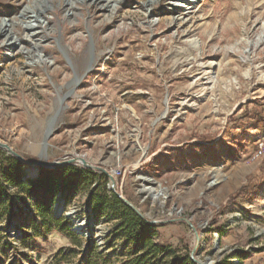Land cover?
I'll return each instance as SVG.
<instances>
[{"label":"rangeland","instance_id":"obj_1","mask_svg":"<svg viewBox=\"0 0 264 264\" xmlns=\"http://www.w3.org/2000/svg\"><path fill=\"white\" fill-rule=\"evenodd\" d=\"M35 1L0 0V22L18 20V46L0 33V143L29 161L84 156L119 168L116 189L143 214L200 227V259L264 264V160L254 158L264 136V0H200L187 11L173 9L178 0H120L112 15L82 0L70 9L48 0L41 15ZM36 47L46 63L33 62ZM140 175L161 185L165 202L145 196ZM243 186L246 197L221 207ZM37 201L0 204V264L192 263L194 235L182 222L157 224L144 256L142 244L108 240L103 226L76 234L65 212L54 217V201L47 221ZM173 208L180 213L168 215ZM13 224L20 240L9 236ZM214 235L220 254H211Z\"/></svg>","mask_w":264,"mask_h":264},{"label":"trees","instance_id":"obj_2","mask_svg":"<svg viewBox=\"0 0 264 264\" xmlns=\"http://www.w3.org/2000/svg\"><path fill=\"white\" fill-rule=\"evenodd\" d=\"M72 171L74 172V174L72 175V177L68 178L66 189L76 187L79 183L85 182L83 181L82 173L89 175V179L87 181L89 185L92 182L93 178H97V175H95L91 171H80L77 169H72ZM58 175L59 171L40 169L37 178L26 179L22 174L21 165L16 160L8 157L4 159L2 163H0V200L5 202L18 203L22 195H27L29 198L37 199L39 191L49 194V196L53 198L57 191ZM101 180L104 181V185L105 179L101 177ZM10 187L12 189H15L13 195L8 191V188ZM105 192H102L101 188L96 187L91 193V202L95 203L100 211H111L115 216H119L121 224L117 227L115 232H119L135 245L142 244L143 247L146 248L144 256L151 254V249L153 247L150 246V238L155 235V228L162 227L163 225H147L113 195H111V200H108V196ZM246 194L247 186H243L236 193L228 196L222 202L221 207L226 206L237 199L246 197ZM40 207L43 213V217H45L51 210L50 208L48 209V207L45 206ZM46 220L53 221L51 218H46ZM219 234H221V232H219ZM158 253H160V251L157 250V254ZM169 264L192 263L188 259H173Z\"/></svg>","mask_w":264,"mask_h":264},{"label":"water","instance_id":"obj_3","mask_svg":"<svg viewBox=\"0 0 264 264\" xmlns=\"http://www.w3.org/2000/svg\"><path fill=\"white\" fill-rule=\"evenodd\" d=\"M52 134V129L51 125L48 127L45 136L43 138V143H42V151H45L47 147V141ZM0 151L4 152L5 155L9 158H12L16 160L22 167V174L25 175L26 179H35L39 175L40 169L44 170H49V171H61L65 167L68 166H79L83 169L93 171L97 176L99 177H106L108 180V191L113 193V195L118 199L123 205H125L132 213H134L140 220H142L144 223L147 225L153 226L157 224H169L173 222H182L184 223L193 233L194 235V246L189 254V258L192 261L193 264H209L210 257L206 256L203 259H200L199 253L202 250V232H198V229L200 228L199 226H195L192 224V222L189 219L185 218H177L173 220H166L164 223H159L155 220L150 219L147 215L143 214L135 205H133L130 201H128L120 192L117 191L116 189V181L115 179L111 176V174L104 168L94 166L90 164L84 156H75L72 158H66L63 160L59 161H48L46 158L40 157L37 161H29L24 159L22 156H20L18 153H16L12 148H10L8 145L0 143ZM30 170H34V176H30ZM60 205L62 210L60 214L56 218H60L62 214L64 213L63 209V204L61 200V194L59 193L54 204H53V212L55 211L56 207ZM91 200L90 196L88 197V200L86 202V205L83 208V212L85 213V217L79 220H76L74 215L75 213L73 212L71 215L70 214H65V218L70 220L71 226L75 223V221L78 224L83 225L87 229H89L90 232H92L94 228V220L91 214ZM175 211V209H172V213ZM170 213L169 215L171 216ZM180 212L178 211L177 214ZM203 226V225H202ZM71 230L73 231V228L71 227ZM90 236H88L89 238ZM99 237H95V241H99ZM218 236L214 235V243H213V248L211 251V254L214 253H221L222 251L218 249Z\"/></svg>","mask_w":264,"mask_h":264},{"label":"crops","instance_id":"obj_4","mask_svg":"<svg viewBox=\"0 0 264 264\" xmlns=\"http://www.w3.org/2000/svg\"><path fill=\"white\" fill-rule=\"evenodd\" d=\"M90 164L94 166H98V164H95V163L90 162ZM72 169H77L80 171L86 170L78 166L65 167L63 170L59 171L57 191L53 198H51L49 194L42 193V191H39L37 199L29 198L27 195H22L21 196L23 200L22 205H28V204L30 205L32 200L33 201L38 200L37 201L38 206H45V207L48 206L49 207L51 206L52 201L55 202L58 194L60 193L64 212L66 211L74 212L75 219L79 220L85 217L83 208L86 205L88 197L91 196L92 191L96 187L101 188L102 192L103 191L105 192L106 190L105 193L108 196V200H111V195H113V193L111 194V192L108 191V188H107L108 180H105V184L103 185L104 181H102L101 177L99 176H97V178H93L92 182L89 185V183L87 182L89 179V175L82 173L83 181L85 182L79 183L76 187H71L70 189H66V183H67L68 178L72 177V175L74 174ZM86 171H90V170H86ZM91 172L94 173L93 171ZM24 178H25V175H24ZM117 191H119L118 188H117ZM14 192H15V189H13L12 195L14 194ZM121 194L123 193L121 192ZM2 202L4 201L0 200V204H2ZM40 202H43V203H40ZM90 207H91V214H92L94 224H95L94 227L103 226L105 233L108 234V240H114V238H117V240L122 241V238L120 237V233L115 232L117 227L121 224L120 217L115 216L111 211H104V212L100 211L98 206H96L95 203L91 202ZM45 217L51 218L54 221V217L50 214V212H48V214ZM61 224L63 225V222ZM56 233H58L59 235H62L68 240L72 239V237L65 232V229L63 227L62 229H58ZM46 234H47V231L44 228H41L40 235L42 236V240L44 241L46 240V236H45Z\"/></svg>","mask_w":264,"mask_h":264},{"label":"bare ground","instance_id":"obj_5","mask_svg":"<svg viewBox=\"0 0 264 264\" xmlns=\"http://www.w3.org/2000/svg\"><path fill=\"white\" fill-rule=\"evenodd\" d=\"M78 1L79 0H68L66 6L68 7V9L73 8L74 3L75 2L77 3ZM82 1L83 2H91V3H96V2L105 3L104 7L106 9L108 8V10H109L108 12L110 13V15H112V12H113L115 6L118 4V2L120 0H82ZM199 1L200 0H178V5L173 6V9L187 11V10L191 9L192 6ZM149 3L152 4L153 2L151 1ZM33 4L36 8H38L37 10H39L38 11L39 14L42 15L44 13L43 12L44 10L41 11V9H44V8L47 9L49 1L48 0L35 1V2H33ZM28 13H34V12H32L30 10V8L25 9L20 14L21 15L20 19L22 18V16L24 14L27 15ZM34 18H35V16H34ZM20 19H19V22H20ZM16 21H18V20H15V21H13V20H2L0 22V33L5 34L6 38H8V40L10 41V43L8 45H10L11 47L18 46L17 39L14 37V35H12V32H11L12 28L17 25ZM21 21H22V19H21ZM24 30L31 35H35L36 30L33 28L25 27ZM36 45L38 46V44H36ZM33 62L38 63V64L46 63V57L44 55H42L41 52H39L37 50V47H36V53L34 55V61ZM93 63H94V55L92 54V49H91L90 56H89V63H88L86 70L91 69V66ZM81 77H79V76L76 77V79L73 81L72 85H76L80 81ZM69 94H72V91H70L67 95H69ZM141 150L143 153L146 152V149H141ZM29 174H30V176H34V174H35L34 170H30ZM138 179L140 180V184L142 185L141 191L144 192L145 196H147L153 203L156 202V203H158V205H161L163 202H165V200L168 197V194L165 192V190L161 187L160 184L156 183L150 177H147L144 175L138 176ZM216 183H217L216 180H214L211 182L210 185L213 186ZM61 210H62L61 206L58 205L54 211V216L57 217L60 214ZM72 213H73L72 211L65 212V214H70V215ZM170 213H172V211L169 212L168 215ZM174 213L176 214L177 211H174ZM72 228H73V232H75L78 235L83 236L84 238H88V236H91V232L89 231V229H87L86 227H84L81 224H78L76 221L73 224ZM8 233H9V236L15 240L21 239V234L16 230L14 225L9 229ZM208 263L214 264L215 262L210 259Z\"/></svg>","mask_w":264,"mask_h":264},{"label":"built area","instance_id":"obj_6","mask_svg":"<svg viewBox=\"0 0 264 264\" xmlns=\"http://www.w3.org/2000/svg\"><path fill=\"white\" fill-rule=\"evenodd\" d=\"M254 158H260L264 160V136L259 140L257 143V149H256V154ZM109 173L111 176L115 179V181L119 178L122 177L123 173L119 168H113L109 170ZM117 185V184H116ZM108 187V184H107ZM121 193V192H120ZM15 209V208H14ZM14 225V224H13ZM15 226V225H14Z\"/></svg>","mask_w":264,"mask_h":264}]
</instances>
